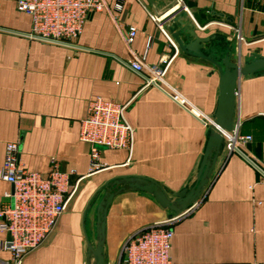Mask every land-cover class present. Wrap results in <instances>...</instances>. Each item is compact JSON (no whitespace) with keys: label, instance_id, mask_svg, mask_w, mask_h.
<instances>
[{"label":"crops","instance_id":"crops-1","mask_svg":"<svg viewBox=\"0 0 264 264\" xmlns=\"http://www.w3.org/2000/svg\"><path fill=\"white\" fill-rule=\"evenodd\" d=\"M108 8L87 18L72 45L30 37L33 22L14 0H0V173L6 144L18 141L22 166L48 173L56 164L72 174L78 189L47 239L22 264H88V240L97 241V189L120 175L151 177L172 192L195 183L210 136L190 109L213 117L221 74L204 56L181 51L162 19L177 0H107ZM175 16L194 27L205 54L222 63L264 57V0H183ZM121 3L119 9L117 4ZM177 4V5H176ZM176 5V6H175ZM156 14L158 20H153ZM175 40L178 50L159 25ZM130 26L138 31L131 44ZM179 30L185 33L183 26ZM239 34L244 37L240 40ZM184 43L191 42L187 36ZM168 65L164 88L145 85L131 62ZM179 94L188 108L172 99ZM101 97L129 103L126 118L135 128L132 152L101 147V165L91 167V146L80 139L89 102ZM236 120L253 140L246 155L264 162V74L239 81ZM255 163V164H256ZM13 184L0 176V205L12 204ZM173 218V219H172ZM154 224L174 230V264H264V174L237 151L218 157L203 198L175 216L143 191L117 195L107 214V264H123L130 236ZM2 234L0 233V237ZM10 252L0 251V259Z\"/></svg>","mask_w":264,"mask_h":264},{"label":"built area","instance_id":"built-area-1","mask_svg":"<svg viewBox=\"0 0 264 264\" xmlns=\"http://www.w3.org/2000/svg\"><path fill=\"white\" fill-rule=\"evenodd\" d=\"M14 1L19 11L32 18L33 28L28 33L30 37L63 45L74 43L90 14L108 8L107 0ZM177 1L182 9L190 13L183 0ZM117 7L121 9L122 4L118 3ZM151 17L158 20L156 14H151ZM159 27L178 50L170 33L162 24ZM137 31L136 26H130L126 38L128 44L133 42ZM238 37L244 39L240 34ZM168 65H147L142 58L131 62V66L145 77L146 86L155 85L161 89L164 88ZM169 95L190 109L179 94ZM128 105L101 97L90 100L87 114L81 120L80 139L91 146L92 168L101 165V147L132 152L135 128L126 118ZM190 110L205 125H211L212 117ZM252 140L253 136L243 134L239 126L225 134V148L245 153L247 144ZM53 161L55 165L48 173L27 170L21 164L19 142L6 144L0 176L13 184L14 190L5 194L13 198V203L0 205V251L10 252V258L0 259V264H22L24 256L38 248L51 234L76 194L79 181H72L75 170L65 171L56 164L55 159ZM256 165L264 174V162ZM173 237L174 230L169 224H154L140 229L123 246V264H174L171 257Z\"/></svg>","mask_w":264,"mask_h":264},{"label":"water","instance_id":"water-1","mask_svg":"<svg viewBox=\"0 0 264 264\" xmlns=\"http://www.w3.org/2000/svg\"><path fill=\"white\" fill-rule=\"evenodd\" d=\"M181 10L182 6L172 8L162 19V22L169 20L168 22L171 25L169 31L175 38L181 51L208 58L217 64L221 74L218 107L212 117L210 136L198 171L196 183L191 188L186 187L180 191L172 192L167 186L151 177L120 175L107 180L97 189L88 205L89 209L92 202L101 196L96 208L97 241L93 244L88 240V264H107L105 254L107 214L117 195L129 191L149 193L153 195L162 208L170 210L175 215L184 213L203 198L215 170L217 159L224 152L225 134L240 126V121H235L239 81L243 76L260 71L264 74V57H258L242 63L241 61H232L228 53L222 59V63H220L215 58L205 54L203 45L206 42H210L211 37H201L194 27L186 25L181 19L176 20L175 16ZM180 25L183 26L185 33L179 30ZM187 36L191 39V42L185 44L183 38ZM237 152L257 167L245 153L240 150H237Z\"/></svg>","mask_w":264,"mask_h":264}]
</instances>
